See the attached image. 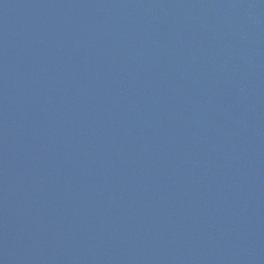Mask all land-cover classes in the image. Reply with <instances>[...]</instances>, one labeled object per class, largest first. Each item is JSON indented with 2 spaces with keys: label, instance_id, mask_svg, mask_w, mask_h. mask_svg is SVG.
I'll use <instances>...</instances> for the list:
<instances>
[{
  "label": "water",
  "instance_id": "1",
  "mask_svg": "<svg viewBox=\"0 0 264 264\" xmlns=\"http://www.w3.org/2000/svg\"><path fill=\"white\" fill-rule=\"evenodd\" d=\"M0 237L264 264V0H0Z\"/></svg>",
  "mask_w": 264,
  "mask_h": 264
}]
</instances>
